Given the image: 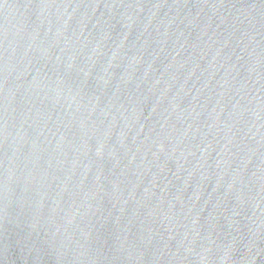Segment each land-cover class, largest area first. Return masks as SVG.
I'll return each instance as SVG.
<instances>
[{"label":"water","instance_id":"1","mask_svg":"<svg viewBox=\"0 0 264 264\" xmlns=\"http://www.w3.org/2000/svg\"><path fill=\"white\" fill-rule=\"evenodd\" d=\"M0 264H264V0H0Z\"/></svg>","mask_w":264,"mask_h":264}]
</instances>
